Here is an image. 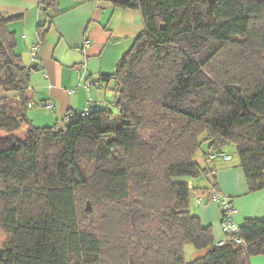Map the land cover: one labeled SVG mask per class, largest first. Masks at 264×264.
Listing matches in <instances>:
<instances>
[{
	"label": "trees",
	"instance_id": "obj_1",
	"mask_svg": "<svg viewBox=\"0 0 264 264\" xmlns=\"http://www.w3.org/2000/svg\"><path fill=\"white\" fill-rule=\"evenodd\" d=\"M103 1L144 22L95 82L113 100L47 127L27 114L39 69L17 53V19L0 13V264H251L264 256V220L218 246L191 209L221 194L209 155L194 161L204 142L234 145L249 192L264 189V0ZM41 6L59 12L58 0ZM201 177L212 188L190 183Z\"/></svg>",
	"mask_w": 264,
	"mask_h": 264
},
{
	"label": "crops",
	"instance_id": "obj_2",
	"mask_svg": "<svg viewBox=\"0 0 264 264\" xmlns=\"http://www.w3.org/2000/svg\"><path fill=\"white\" fill-rule=\"evenodd\" d=\"M41 4L42 0H0V13L17 19L8 27L16 34L17 53L22 55L27 67L35 65L39 69L31 74L27 92L33 101L32 107L45 108L46 118L55 122L72 110L84 111L88 106L109 104L105 100L107 95L102 93L104 89L94 87L95 82L102 74L115 71L135 37L143 31L141 12L118 9L103 0H58L59 12L53 9L45 12ZM46 22L51 25L45 39L40 40L38 27ZM86 40L91 46L83 53ZM89 82L91 85L87 87ZM5 96L0 89V100ZM47 103H52L54 109L44 107ZM209 167L215 171L219 191L231 200L233 220L238 226L248 219L264 220V189L249 192L238 160L219 159ZM190 183L195 188H212L209 178L205 177ZM198 207L202 224L212 226L217 244L223 241L220 206L208 203ZM196 256L199 255L194 252L190 258ZM251 264H264V256L253 257Z\"/></svg>",
	"mask_w": 264,
	"mask_h": 264
},
{
	"label": "rangeland",
	"instance_id": "obj_3",
	"mask_svg": "<svg viewBox=\"0 0 264 264\" xmlns=\"http://www.w3.org/2000/svg\"><path fill=\"white\" fill-rule=\"evenodd\" d=\"M111 89V88H110ZM102 93H105L107 95V99H105L107 102L109 101H112L113 100V92L112 90H103ZM46 109L45 108H42V107H31L29 110H28V117L31 118V120L34 121V118L36 120V123L34 121V125L36 127H47V126H52L54 124V122L52 121H49V118H46L48 117V113L45 111ZM56 122V121H55ZM25 132L26 130H23L21 132H18L16 135L19 136V137H23L25 135ZM225 150L227 151V153H229V155H231L232 158H234V160H238V157H237V153H236V148L234 145L230 144L228 145ZM212 154V151H210V148H209V144L208 142H204L202 144V147L200 148V150L197 152V154L195 155L194 157V161L196 163H200V164H204L205 162V155L206 154ZM219 159H216V160H210L209 161V165H213L215 162H217ZM183 180V178H180L178 179V181H181ZM194 199V198H193ZM88 203H89V206H88ZM86 205H84V209H90V211L92 210V203L90 200H88L86 203ZM199 208L195 201H193V204H192V213L197 215L198 212H199ZM90 211H87V212H90ZM5 239V234L3 232L0 231V247H2L3 245V241ZM188 257V256H187ZM189 258V257H188Z\"/></svg>",
	"mask_w": 264,
	"mask_h": 264
},
{
	"label": "built area",
	"instance_id": "obj_4",
	"mask_svg": "<svg viewBox=\"0 0 264 264\" xmlns=\"http://www.w3.org/2000/svg\"><path fill=\"white\" fill-rule=\"evenodd\" d=\"M90 46H91V42L89 40H86L84 42L82 52L84 53L85 50ZM35 51H36V48L34 49V53ZM34 53H33V56H34ZM217 158L228 160L231 157L227 155L226 153H222V152L212 153L210 155L211 160H215ZM205 197L206 196H198L196 198V203L198 205H201ZM211 197H212V203H217L220 206L224 214V218L221 221V228H222L223 233L225 234V239L223 241L218 242L217 244L218 246H222L225 244L227 240H230L235 234L237 235L239 233V226L233 220L234 210L230 202V199L215 191H213V194L211 195ZM238 243H240V240H238Z\"/></svg>",
	"mask_w": 264,
	"mask_h": 264
},
{
	"label": "water",
	"instance_id": "obj_5",
	"mask_svg": "<svg viewBox=\"0 0 264 264\" xmlns=\"http://www.w3.org/2000/svg\"><path fill=\"white\" fill-rule=\"evenodd\" d=\"M88 206H89V203H88ZM89 208L87 209V211H90ZM3 254H4V249L3 248H0V259L2 258Z\"/></svg>",
	"mask_w": 264,
	"mask_h": 264
},
{
	"label": "clouds",
	"instance_id": "obj_6",
	"mask_svg": "<svg viewBox=\"0 0 264 264\" xmlns=\"http://www.w3.org/2000/svg\"><path fill=\"white\" fill-rule=\"evenodd\" d=\"M212 153H219V152H212ZM222 153H225V152H222ZM227 154V153H226ZM210 155H211V153L209 154V158H210ZM227 155H229V154H227ZM230 157H231V155H229ZM217 159H221V158H217ZM211 160V159H210ZM216 160V159H215Z\"/></svg>",
	"mask_w": 264,
	"mask_h": 264
}]
</instances>
